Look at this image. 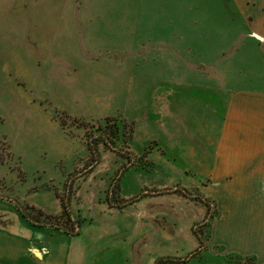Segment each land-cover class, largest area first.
Masks as SVG:
<instances>
[{
    "label": "rangeland",
    "instance_id": "1",
    "mask_svg": "<svg viewBox=\"0 0 264 264\" xmlns=\"http://www.w3.org/2000/svg\"><path fill=\"white\" fill-rule=\"evenodd\" d=\"M34 2L0 0V9L13 10L0 13V200L6 202L8 215V221L0 216V225L29 223L15 203L34 216L39 210L55 217L62 212L61 203L68 201L81 221L80 232L88 227L101 233L99 247L89 252V264H101L110 255H115L113 261L125 263L127 237L121 241L120 230L119 236L106 239L103 232L128 223L135 226L129 237L134 250L131 264H154L161 257L187 258L185 263L170 264H203L207 245L197 252L201 243L193 228L208 238V227L200 225L208 210L193 197L209 198L206 187L211 178L205 157L211 146L197 145L201 130L191 126L194 118L198 120L191 107L210 97L194 94L191 82L176 86L167 81L170 67L155 59L128 63V49L120 48L129 39L127 18L115 22V12L128 9L126 2H99L102 16L93 18L92 31L67 45V57L60 2L38 1L32 17L28 11ZM19 9L22 12L16 13ZM23 25L29 33L20 32ZM38 35L46 44L58 42L62 48L29 49L26 43L36 42L33 37ZM244 71L240 75L249 73ZM182 117L189 128H182ZM114 121L131 134L119 140L110 137L127 155L99 146L100 161L94 163L88 139L98 134L100 125ZM104 130L111 134L109 128ZM131 156L134 162L129 163ZM108 194L114 201L130 204L111 207ZM209 199L215 204L211 213L217 216V205ZM53 203L59 205L58 213L50 212L48 205Z\"/></svg>",
    "mask_w": 264,
    "mask_h": 264
},
{
    "label": "crops",
    "instance_id": "2",
    "mask_svg": "<svg viewBox=\"0 0 264 264\" xmlns=\"http://www.w3.org/2000/svg\"><path fill=\"white\" fill-rule=\"evenodd\" d=\"M18 1L22 5L26 0ZM38 1L28 11L32 17ZM55 1L60 2L58 12L66 19L61 24L67 57V45L76 42L77 35L93 30L89 26L96 25L94 17L102 16L97 5L104 0ZM117 1L128 5L127 10L115 12V22L127 18L129 39L120 48L128 49V63L155 59L170 67L167 81L176 86L191 82L194 94L210 97L191 107L192 113H198L191 126L201 130L197 145L211 146L205 157L211 178L206 188L217 205L202 263L237 264L231 260L251 259L247 264H264V0ZM20 30L30 32L27 25ZM33 39L36 42L26 43L29 49L62 48L58 42L46 44L43 36ZM184 66L191 67L185 70ZM244 70L249 73L240 75ZM183 119L182 128H189V121ZM5 203L0 200V216L8 221ZM48 208L58 213L59 205ZM134 227L128 223L103 232L106 239L119 236L120 230L121 241L127 237L124 264H131L134 257L133 240H129ZM97 233L86 227L71 236L21 221L11 227L0 225V264H89L90 250L101 243V233ZM114 257L100 263L121 264Z\"/></svg>",
    "mask_w": 264,
    "mask_h": 264
},
{
    "label": "trees",
    "instance_id": "3",
    "mask_svg": "<svg viewBox=\"0 0 264 264\" xmlns=\"http://www.w3.org/2000/svg\"><path fill=\"white\" fill-rule=\"evenodd\" d=\"M109 123H111V122L109 121ZM109 123L107 122L105 126L100 125L98 127L99 128L98 134L92 135L88 139L87 143H88V147L91 151V154L94 156V163H98L100 161L99 146H102L103 148H107V149H110L112 151H115L120 156H123V157H125L124 155H127V152H123L122 150L118 149L116 147L115 141L112 138H110V137H113L114 139H117V140H119L120 138L122 139V137L124 138L127 135L126 132L124 131V127L121 126L118 122L116 123L115 121L112 124H109ZM106 128H109V131L111 134H107V132H105L104 129H106ZM129 137L131 138V134L129 135ZM129 137H128V139H129ZM146 152H147V149L145 148L141 155L145 156ZM128 162L129 163L134 162L133 156H131L130 158L128 157ZM124 167L126 169V165ZM124 167L117 173V177L115 178V182L118 183L122 179L124 172H125ZM113 188H114V186L111 184L110 189H113ZM193 198L195 200L201 202L205 207H207L208 211H207L206 218L200 225L203 227H209L210 220H212L215 217L211 213V210L214 209L215 204L212 202V200L202 196L201 194H196V196H194ZM67 200H68V197H67ZM107 203L111 207H116V208H120V209L124 208L128 204H130V202H127V201H125L123 203L114 201L112 199L111 195H109V194L107 195ZM15 204H16L17 210L19 211L20 215L33 226H36V227L51 226L57 230H62L64 233L69 234L71 236H76L80 232L81 221L77 220L74 217V215L72 214L68 201H67V203L66 202L61 203L62 212H61L60 216H55V217L45 215L43 212H41L39 210L35 211L36 214L34 216V215L30 214L27 211V209H25L24 207L20 206L17 203H15ZM29 209H31L33 211L35 210V208L32 206H30ZM193 233L195 234V236L197 237V239L201 243V246L197 249V252H200L206 248L205 243H206L207 239L203 238V236L201 235L200 232H198L196 227L193 228ZM175 261L185 263V262H187V258L183 259V260H180V259L174 260L173 258L161 257V258H157L155 260L154 264H161V263L162 264H170V263H173ZM249 261H251V259H249Z\"/></svg>",
    "mask_w": 264,
    "mask_h": 264
}]
</instances>
